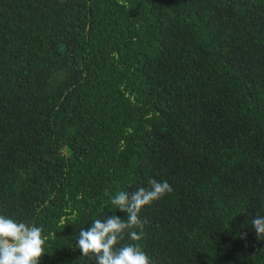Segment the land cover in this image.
<instances>
[{"label": "trees", "instance_id": "obj_1", "mask_svg": "<svg viewBox=\"0 0 264 264\" xmlns=\"http://www.w3.org/2000/svg\"><path fill=\"white\" fill-rule=\"evenodd\" d=\"M150 179L153 264H264V0H0V215L39 264H96L79 231Z\"/></svg>", "mask_w": 264, "mask_h": 264}, {"label": "clouds", "instance_id": "obj_2", "mask_svg": "<svg viewBox=\"0 0 264 264\" xmlns=\"http://www.w3.org/2000/svg\"><path fill=\"white\" fill-rule=\"evenodd\" d=\"M148 185L131 193H105L115 209L126 214V219L113 214L103 219L94 218L90 228H82L77 235V248L83 256L93 254L96 264H153L138 243L143 238L146 223L139 214L144 206L171 193L173 189L167 181L158 182L155 179H150ZM66 220V217H61L60 224L65 225ZM251 224L258 238H264V216L257 215ZM42 232V227L0 215V264H39L45 252L43 246L46 237L42 236ZM125 233L136 243L118 246Z\"/></svg>", "mask_w": 264, "mask_h": 264}]
</instances>
